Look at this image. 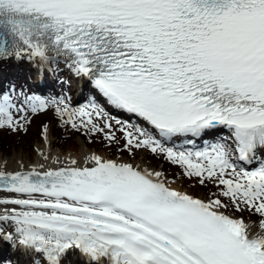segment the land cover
<instances>
[{"label":"snow or ice","instance_id":"snow-or-ice-1","mask_svg":"<svg viewBox=\"0 0 264 264\" xmlns=\"http://www.w3.org/2000/svg\"><path fill=\"white\" fill-rule=\"evenodd\" d=\"M7 62L63 66L92 94L75 107L12 85L0 132L52 112L112 155L0 170V240L33 264H264V162L246 167L264 156V0H0Z\"/></svg>","mask_w":264,"mask_h":264},{"label":"rangeland","instance_id":"rangeland-1","mask_svg":"<svg viewBox=\"0 0 264 264\" xmlns=\"http://www.w3.org/2000/svg\"><path fill=\"white\" fill-rule=\"evenodd\" d=\"M18 63L19 64L15 65V66L13 65L12 67H5V66L2 67L1 66L0 70H3L4 72L9 71L11 73V76H9L10 79L6 80L5 82H8L9 83L8 87H10V85L14 81H16L15 83L17 84L16 85L17 89H19V87L21 85H25L26 86L25 91L31 93L33 91L32 86L37 81L36 71H35V69L26 66L24 62H18ZM61 68H62V70L60 72H57V73H53L50 71L45 72L44 77L49 79L47 82L52 83L56 79V76H57L59 78V80H58L59 85H63L62 87L68 85L69 91L72 93V95L74 97H76V96L79 97L78 89L75 90L76 85H75L74 78L62 66H61ZM30 77L33 81L30 80ZM82 90H83V92L86 90L91 91V88L89 85H86ZM80 94H81V92H80ZM43 97L54 98L55 96L49 97L47 95V96H43ZM82 102H84V101H82ZM117 115H119L120 118H126V117H124L123 114H117ZM32 120H33V122H32V124L29 125L28 131L26 134H11V133H9L6 136V140H7L6 142L0 141V148H2V152L5 156L12 155L15 152L24 153V154H27V153L32 154L35 146L44 143V141L42 140V137H41V130L47 122H50V125L48 126V128L50 129V139L52 141H54L55 147L59 146L57 149H55L56 152L59 151L60 148L67 150L70 148H79L80 144H82V143L85 144L82 138L76 137V136H70V137L66 138L65 140L57 139L55 136V133H53V130L51 129L52 124H53L51 112H48L46 115L41 114L39 116L32 117ZM51 122H52V124H51ZM6 144H9L10 150L6 149ZM93 146H95L94 148H100V150H104L106 152H109L112 155V150L106 149L101 142L93 143V144H91V146H88V147H93ZM55 151H54V153H56ZM142 157H145V156H138V158H142ZM152 162L159 163L162 167H164L167 170V175L170 178L172 177V175L174 173H176L178 171L177 169H175L174 167L168 165L167 163H165L163 161L157 162V161L153 160ZM259 166H260V164L258 163L257 166H254V167H259ZM177 182L179 184L185 186L188 190H190L192 192H196L202 196L204 195V192H205L204 189H200L198 187L190 186V184L187 181H185L183 178H180ZM247 219L251 220L255 226H256V224H258L256 217H251V218H247ZM0 254H1L0 255V262H1L0 264H16L15 258L12 256L10 249L7 248V249L0 250Z\"/></svg>","mask_w":264,"mask_h":264},{"label":"bare ground","instance_id":"bare-ground-1","mask_svg":"<svg viewBox=\"0 0 264 264\" xmlns=\"http://www.w3.org/2000/svg\"><path fill=\"white\" fill-rule=\"evenodd\" d=\"M24 63L26 66L35 69L36 74H37V76H36L37 81L42 80L41 81L42 83L38 81L39 83L43 84L49 80L48 78L44 77L45 71H43V70L38 71V69L33 67L31 64L26 63V62H24ZM17 64H19V63L18 62L0 63V68H1V66L2 67H4V66L5 67H12L13 65L15 66ZM63 68L67 72H69L67 70V68H65V67H63ZM0 73H1L0 74V85H2L3 88H6L9 83L5 82V81L10 79L9 76H11V73L9 71L4 72L3 70H0ZM70 75L72 76L71 73H70ZM74 81H75V85H76L75 90L78 89V93L80 94V92H81V96H82V94L84 93L82 89L88 84L86 82H84L82 80H78L76 78H74ZM39 83L36 82V84H39ZM50 141H51L50 146L46 142H44L43 144L35 146L32 154H30V153L24 154V153L15 152L12 155L5 156L2 152V154H0V170H6L9 172L17 171V170H20L21 164H23L24 170H30L33 167H36L37 169H39L40 165L42 163V157L39 155V151H44L50 157L48 161H43V163L45 165V169H47L48 167H56V165L53 162L57 157H59L61 160H63L68 155H73L75 158H78V159L82 158L83 156H85L87 154H92V153H97V154L106 155V156L111 155L109 152H106L104 150H100V148H94L95 146L94 147H88L83 143L80 144L79 148H70L67 150L60 148V150L56 152L55 149H57L59 146L54 147L53 146L54 141H52L51 139H50ZM54 151L56 153H54ZM125 159H127V156H125ZM5 162L7 163L6 169L4 168ZM135 163L141 165L142 167H149L150 169L165 171L167 174V170L164 167H162L159 163H154L152 161H149L147 159V157L137 158ZM174 187H176L179 190H183V191H186L189 193H193V194L202 196L196 192H192V191L188 190L185 186L179 184L178 182L174 185ZM246 222L249 223V225L251 227V231L253 234H255L257 231H259V227L255 226L251 220L246 219ZM7 248L10 249L12 256L15 258L16 264H33V255L34 254H27L23 250H21L19 247L14 248L11 244H9L3 240H0V250L7 249ZM64 264H90V261L87 257L82 256L79 252H70L68 254V256L65 258ZM104 264H107L106 260H105Z\"/></svg>","mask_w":264,"mask_h":264},{"label":"trees","instance_id":"trees-1","mask_svg":"<svg viewBox=\"0 0 264 264\" xmlns=\"http://www.w3.org/2000/svg\"><path fill=\"white\" fill-rule=\"evenodd\" d=\"M29 75H30V74H29ZM67 84H68V83H67ZM33 86H34V85H33ZM64 87H65V86H64ZM34 88H35V86H34ZM61 88H62V86L58 87V89H61ZM33 93H35V94L38 95V93H36V92H33ZM88 95L91 96L90 94H88ZM56 96H67V97H70V101H71V103H72L73 106H75V107H81L78 103H74V102H73L74 97L72 96V94H71V92L69 91L68 87H66V88L64 89V93H62V94H58V95H56ZM56 96H55V97H56ZM51 116H52V122H53V124H52V122H51V124H52L51 129L53 130V133H55V136H56L57 139L65 140L66 138H68V137H70V136H76V137H80V138H82L83 141H84V143H85L87 146H91V144L87 143V142L85 141V139H84L80 134L75 133V132L71 131L70 129H65V128L60 127L59 124L57 123V119L54 118L52 112H51ZM49 125H50V122H47V123L45 124V126H47V127H48ZM28 127H29V126H28ZM43 127H44V126H43ZM8 134H9L8 131H2V132H0V141L6 142V141H7V140H6V136H7ZM93 147H94V146H93ZM6 149H7V150H10L9 144H6ZM0 263H1V262H0Z\"/></svg>","mask_w":264,"mask_h":264}]
</instances>
